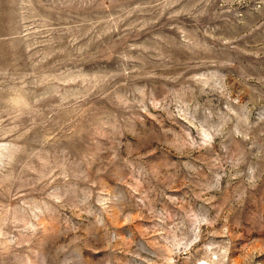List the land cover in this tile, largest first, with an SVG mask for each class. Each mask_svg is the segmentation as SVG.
Instances as JSON below:
<instances>
[{
    "label": "rangeland",
    "instance_id": "rangeland-1",
    "mask_svg": "<svg viewBox=\"0 0 264 264\" xmlns=\"http://www.w3.org/2000/svg\"><path fill=\"white\" fill-rule=\"evenodd\" d=\"M264 264V0H0V264Z\"/></svg>",
    "mask_w": 264,
    "mask_h": 264
},
{
    "label": "bare ground",
    "instance_id": "bare-ground-1",
    "mask_svg": "<svg viewBox=\"0 0 264 264\" xmlns=\"http://www.w3.org/2000/svg\"><path fill=\"white\" fill-rule=\"evenodd\" d=\"M196 264H212V263H211V261L209 262L207 260H199V261H197Z\"/></svg>",
    "mask_w": 264,
    "mask_h": 264
}]
</instances>
